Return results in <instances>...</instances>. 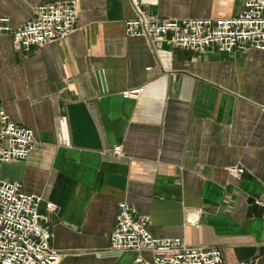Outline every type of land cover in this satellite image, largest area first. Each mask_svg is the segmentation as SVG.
Masks as SVG:
<instances>
[{
	"label": "crops",
	"instance_id": "crops-1",
	"mask_svg": "<svg viewBox=\"0 0 264 264\" xmlns=\"http://www.w3.org/2000/svg\"><path fill=\"white\" fill-rule=\"evenodd\" d=\"M55 1L0 0V25L16 28ZM139 1L158 19L233 17L245 3ZM77 2L75 31L63 39L22 52L0 32V110L34 137L28 157L3 163L0 176L42 197L57 264H130L132 252L108 253L123 201L153 237L217 247L228 264H264L254 204L264 190V50L128 37L130 0ZM133 89L137 98L126 94ZM233 165L244 172L229 176Z\"/></svg>",
	"mask_w": 264,
	"mask_h": 264
},
{
	"label": "built area",
	"instance_id": "built-area-1",
	"mask_svg": "<svg viewBox=\"0 0 264 264\" xmlns=\"http://www.w3.org/2000/svg\"><path fill=\"white\" fill-rule=\"evenodd\" d=\"M130 3L135 16L124 21L128 37L160 38L178 48L218 53L264 50V0H245L243 9L233 17L206 19L152 18L141 10L139 0ZM78 14L77 0L43 3L35 8L29 21L16 28L0 25V32L11 36L16 51L29 52L72 34ZM141 91L133 89L126 94L137 98ZM33 145V130L18 125L0 110V169L3 163L26 159ZM112 152L121 155L122 149L116 146ZM243 172L239 165L227 168L231 177ZM42 203L40 195L25 193L19 182H8L0 176V264H57L62 258L63 254L52 245L47 216L39 211ZM254 204L263 209L264 223V190L254 198ZM45 207L57 210L51 202H45ZM124 252L134 253L130 264H228L217 247L153 237L148 218L135 215L132 206L123 201L118 204L115 226L109 235L108 253Z\"/></svg>",
	"mask_w": 264,
	"mask_h": 264
},
{
	"label": "water",
	"instance_id": "water-1",
	"mask_svg": "<svg viewBox=\"0 0 264 264\" xmlns=\"http://www.w3.org/2000/svg\"><path fill=\"white\" fill-rule=\"evenodd\" d=\"M99 79L102 81V76L101 73L99 72Z\"/></svg>",
	"mask_w": 264,
	"mask_h": 264
}]
</instances>
